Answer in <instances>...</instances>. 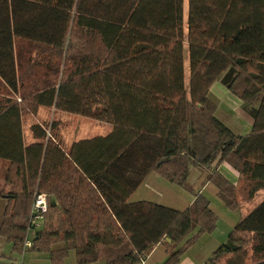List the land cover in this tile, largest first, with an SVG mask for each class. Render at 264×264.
<instances>
[{"label":"trees","instance_id":"trees-1","mask_svg":"<svg viewBox=\"0 0 264 264\" xmlns=\"http://www.w3.org/2000/svg\"><path fill=\"white\" fill-rule=\"evenodd\" d=\"M0 79V121L14 122L0 126V236L13 253L139 264L164 244V264H177L218 218L202 193L182 211L130 202L150 173L189 190L190 169L204 172L229 210L264 190V0H0ZM215 82L241 102L248 134L216 119ZM39 108L111 130L66 150L37 123L25 144L20 118ZM39 194L46 211L29 240ZM205 264H264V199Z\"/></svg>","mask_w":264,"mask_h":264},{"label":"rangeland","instance_id":"rangeland-1","mask_svg":"<svg viewBox=\"0 0 264 264\" xmlns=\"http://www.w3.org/2000/svg\"><path fill=\"white\" fill-rule=\"evenodd\" d=\"M24 52L28 51V46L23 47ZM184 68H185V76L186 80L188 77V57L187 52L184 50ZM188 81V80H187ZM224 87L220 82L215 84L212 93L215 96V89L223 90ZM237 105H230L224 101L218 103L217 112L215 117L219 120L223 125L230 128L232 132L237 135H246L249 133L250 128H247V124L249 122L250 117L247 113L242 109V104L239 101ZM220 104V105H219ZM24 126L25 132L28 134V140L31 139L30 134V126L33 124L40 123L43 127L48 130L49 134L52 135V139L58 142L63 149H68L69 144L74 140L80 139L82 136H87L86 138H91L93 136H98L100 133H104L102 135L108 134V131L103 130L105 124H101L95 122L93 120H89L87 118L66 114L62 112L54 111L53 109L47 108H39L34 116L27 115L24 118ZM108 126V125H107ZM250 126V124L248 125ZM101 131V132H99ZM106 131V132H105ZM84 139V138H83ZM221 171L223 172V176L232 184H238V175L234 172L229 166L222 165ZM7 167V164H1L0 168V184L4 183L2 179V173L4 169ZM225 169H228L226 171ZM206 175V173H203ZM149 176V177H148ZM145 179L146 188L142 186L140 189H143V193H140V197L145 198L149 202L161 204L166 207L174 208L177 210H184L187 208V204L198 190H200L202 184L201 177L196 182L195 180V170L193 168L190 169V174L187 179V186L189 190L181 188L176 185H172L164 180L160 179L155 173H150ZM161 181V183L159 182ZM206 181V180H205ZM237 182V183H236ZM148 185V186H147ZM209 188H204L200 191L210 202V208L216 214L218 221L216 229L211 236H214L215 240L222 239L226 240L231 229L236 226L248 213H250L259 202L264 199V190H261L259 194L249 203H243L238 205L237 210H229L224 204L217 198L213 197L212 191L216 192L214 186L209 183ZM150 186V187H149ZM154 190H152V189ZM38 229H31L28 233V238L31 240ZM23 252V262L24 264H50L47 255L44 253L33 252L29 250H25ZM13 256H15V260L21 257L19 254L12 252L11 246H9V252ZM6 256H8L6 254ZM35 257H38L35 259ZM2 259V257H1ZM4 263H6L7 258L4 257ZM14 260V259H11ZM21 260V259H19ZM17 264H22L20 261L15 262ZM14 264V263H13ZM60 264H76L75 256L73 252H69L67 257Z\"/></svg>","mask_w":264,"mask_h":264},{"label":"crops","instance_id":"crops-1","mask_svg":"<svg viewBox=\"0 0 264 264\" xmlns=\"http://www.w3.org/2000/svg\"><path fill=\"white\" fill-rule=\"evenodd\" d=\"M1 79H0V83H1ZM218 82H215L210 90H209V100L215 105L216 110H215V114L217 112V108H218V103H220L221 101H224L232 106L237 105L238 106V100L235 99L230 93L229 91L225 88L222 87L223 90L220 89H215V96L214 93H212V90L215 86V84H217ZM2 84V83H1ZM2 86V85H1ZM3 87H0V89H2ZM8 99H12V100H16L19 101V99L16 96H11V97H7ZM220 105V104H219ZM25 116H21L20 118V123H21V131H22V137H23V141L28 142V134L27 132H25V126L23 124L24 122V118ZM251 118L249 119V122L247 124V128H250L251 126ZM12 124H14L13 119L12 118H4L2 119V121H0V126L2 127V132L8 133V127H10ZM250 124V126H248ZM104 126L103 130H106L108 132H110V127L107 125H102ZM230 129V128H229ZM105 131V132H106ZM101 132V131H99ZM234 133V132H233ZM104 133H100L99 135H102ZM96 136V135H95ZM87 136H82L80 139L81 140L83 138H86ZM78 140H74L78 141ZM71 142L69 144V146L73 143ZM7 163V162H6ZM8 164V163H7ZM225 165V164H222ZM222 165H219L217 168V171L223 176V172L221 171V167H223ZM195 170V169H194ZM226 171H228V169H225ZM204 172H199L197 170H195V180L196 182L199 180V178L201 177L202 179V186L200 188V190H198L196 193H201L200 191H202L203 187L204 188H209L208 186L209 183H207L206 180V175L203 174ZM149 177V176H148ZM238 178V177H237ZM146 181V180H145ZM142 184V186H144V188H146V182H148V180ZM161 183V181H159ZM237 183V182H236ZM162 184V183H161ZM235 185V184H233ZM142 186H139L138 189L133 193V195L130 197L129 201L130 202H138V201H148L145 200V198L140 197V193H143V189H140ZM148 186V185H147ZM150 187V186H149ZM152 189V188H151ZM153 190V189H152ZM154 191V190H153ZM140 192V193H139ZM213 197L217 198L216 196V192L212 191ZM259 194V193H258ZM257 194V195H258ZM218 199V198H217ZM263 200V199H262ZM193 201V197L190 200V202L187 204V208L190 206V204ZM149 202V201H148ZM161 205V204H160ZM6 206V202L3 199H0V222L2 219V215H3V211L4 208ZM170 208V207H169ZM185 208V209H187ZM174 209V208H173ZM184 209V210H185ZM177 210V209H176ZM213 211V210H212ZM166 243H169L167 241V239L165 240ZM225 241L222 239H218L215 240L214 236H211L210 234H205V235H201L197 238L194 239L192 246L181 256L179 262L177 264H205L206 260L211 256V254L221 245L223 244ZM9 245L5 242V240L0 236V264H13L15 262H21L22 264H24L23 262V255H20L21 257H19L18 259L15 260V256H13L11 253H9ZM168 248L164 245V244H159L157 245L150 253L149 255L145 258V260H143L141 263L139 264H164L167 257H168ZM6 254L8 256H6ZM2 257V259H1ZM4 257L7 258V262L4 263ZM38 257H35V259ZM14 259V260H11ZM21 259V260H19Z\"/></svg>","mask_w":264,"mask_h":264},{"label":"built area","instance_id":"built-area-1","mask_svg":"<svg viewBox=\"0 0 264 264\" xmlns=\"http://www.w3.org/2000/svg\"><path fill=\"white\" fill-rule=\"evenodd\" d=\"M46 211V195L39 194L35 196L33 201L31 214L34 216V224L32 229H37L39 227V223L42 220V214ZM30 241H26L24 243V249L30 247ZM17 264V263H15Z\"/></svg>","mask_w":264,"mask_h":264},{"label":"water","instance_id":"water-1","mask_svg":"<svg viewBox=\"0 0 264 264\" xmlns=\"http://www.w3.org/2000/svg\"><path fill=\"white\" fill-rule=\"evenodd\" d=\"M167 241L170 242L169 239H167Z\"/></svg>","mask_w":264,"mask_h":264}]
</instances>
